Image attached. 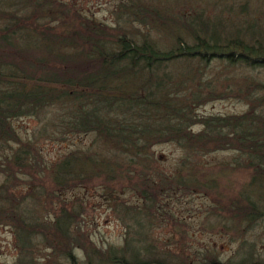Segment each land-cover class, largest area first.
Segmentation results:
<instances>
[{"label": "trees", "instance_id": "obj_1", "mask_svg": "<svg viewBox=\"0 0 264 264\" xmlns=\"http://www.w3.org/2000/svg\"><path fill=\"white\" fill-rule=\"evenodd\" d=\"M205 1L123 0L106 24L58 0H0V226L14 264H264L244 239L264 223V80L250 75H264V8L255 16L248 0ZM133 23L159 25L169 40ZM213 62L248 76L214 92ZM230 98L246 110L195 112ZM22 118L37 125L24 138L12 125ZM40 135L90 140L45 160ZM163 144L179 152L166 167L154 153ZM217 153L230 157L214 174L205 158ZM192 194L226 210L235 259L246 250L238 260L160 247L154 231H183L174 204ZM90 197L121 221V245L101 250L88 238Z\"/></svg>", "mask_w": 264, "mask_h": 264}, {"label": "rangeland", "instance_id": "obj_2", "mask_svg": "<svg viewBox=\"0 0 264 264\" xmlns=\"http://www.w3.org/2000/svg\"><path fill=\"white\" fill-rule=\"evenodd\" d=\"M58 1L66 3L72 12H76L82 18H93L97 21L108 24L112 23L114 20L112 12L116 9V5L123 0ZM156 1H159V6H165L164 3L166 1L169 3V7H172L176 3L175 0H152V2H154L152 4H156ZM248 1V11L254 8V15L257 16L259 11L264 8V0ZM205 2H208V0ZM185 9L187 8L185 7ZM133 25V28H136L139 31H149L153 38H156L161 42H167L169 40L168 36L163 34V29L159 28V25H157V28L153 27L151 29L146 25L143 26L137 23H133ZM211 66L212 70L210 77L213 79L214 86L218 87L214 92L225 90L226 94L228 93L227 90L221 88V86L224 87L226 83L230 84V82L237 83V81L239 82L243 77L248 76L246 73L243 74L242 69L238 67L222 68V64L217 62H213ZM208 75H210L209 71ZM250 75L255 80H264V75L259 71L250 72ZM230 87L231 89L229 90L232 94L238 93L233 85ZM245 110L246 106L242 102L230 98L210 101L197 108L195 112L199 116H224L239 115ZM12 125L22 138L29 136L37 129L35 121L29 118L14 120ZM198 129V127H195V130ZM89 140L90 138H77L75 140L66 141L64 144H60L49 142L45 136L40 135L37 136L38 152L45 160H54L60 154L72 148L71 142L75 144L80 143L82 145L89 142ZM154 153L157 160L162 162L161 164L165 167L171 165L179 155L178 150L173 145L169 144L154 147ZM229 157V153H217L206 157L205 162L213 164L212 170L214 174H216L220 170V167H218L216 163L222 161V159L227 160ZM243 181L244 180L241 177H239L234 183L229 180L228 183L230 189L233 188V190L236 191ZM174 206L179 216L185 220L187 227L183 228V231H181L176 226L172 227L168 224L155 230L154 237L156 236L160 240V247L173 250L174 252L183 250L185 253L195 254L198 257L203 255L205 251L210 250L217 255V259L222 263H225L229 259H235V251L238 247V241H231L233 233L228 230L226 224L227 212L221 208L220 204H216L214 201H211L200 194H192L183 195L181 198H177ZM48 215L50 216V213ZM81 217L83 218L81 222L83 230H85L88 238L97 248L104 250L109 246L115 247L121 245V240L125 231L121 221L116 215L100 205L97 198L90 197L89 201H87L85 214ZM215 219H218L219 222L216 223ZM244 239L247 243H253L254 254L256 256L259 255V257L264 260V223L257 226L252 232L247 233L244 236ZM245 251L246 250H244V253L236 257L235 260H238L243 256ZM16 257L17 254L14 249L13 239L10 232L6 227L0 226V264H14Z\"/></svg>", "mask_w": 264, "mask_h": 264}]
</instances>
